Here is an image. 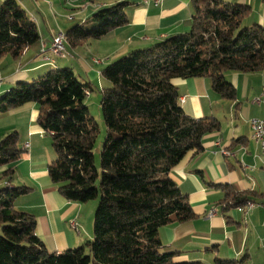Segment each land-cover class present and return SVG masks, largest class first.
I'll return each mask as SVG.
<instances>
[{
    "label": "trees",
    "instance_id": "1",
    "mask_svg": "<svg viewBox=\"0 0 264 264\" xmlns=\"http://www.w3.org/2000/svg\"><path fill=\"white\" fill-rule=\"evenodd\" d=\"M118 3L94 13L64 33L65 46L75 49L127 23ZM189 30L150 47L119 57L101 70L107 86L100 91L106 136L94 164L98 125L85 100L91 84L73 71H47L34 83L20 82L0 94V113L28 103L38 107L36 124L51 139L54 159L47 174L67 201L85 204L98 199L92 238L63 252H49L36 236V220L14 208L29 192L12 187L23 152L18 133L0 140V264H203L176 262L165 252L159 230L197 217L170 173L187 154L202 152L206 135L220 131L213 117L187 116L172 79L206 78L228 101L234 87L224 74L264 70V29L243 21L249 7L226 0H191ZM36 25L16 0L0 4V59H18L39 41ZM225 191V208L250 201L244 193ZM218 261V264H240Z\"/></svg>",
    "mask_w": 264,
    "mask_h": 264
},
{
    "label": "crops",
    "instance_id": "2",
    "mask_svg": "<svg viewBox=\"0 0 264 264\" xmlns=\"http://www.w3.org/2000/svg\"><path fill=\"white\" fill-rule=\"evenodd\" d=\"M4 0H0V4ZM36 25L39 41L16 60L0 59V94L20 82L34 83L47 71L70 68L80 82H88L101 91L107 86L100 72L121 56L150 47L170 36L189 30L191 0H159V4H141L138 0H95L68 3L67 0H16ZM249 7L243 25L264 29V0H226ZM69 5H67V4ZM126 3L127 23L112 29L99 39L87 40L83 47H66L65 58L53 57L52 39L58 33L83 24L97 11ZM44 53H41V49ZM49 57L50 62L43 60ZM97 59L99 63H95ZM224 78L235 89V99H221L206 78L172 79L184 113L195 119L213 117L220 131L206 135L198 155L187 154L172 169L170 176L186 195L197 217L174 223L159 230L165 252H174L176 262L218 264H264L262 224L264 211V152L252 140L250 120L264 117V101L252 104L264 90V70L255 73L226 72ZM38 107L34 103L0 113V132L15 130L23 151L14 169L12 187H27L29 192L14 201L17 211L36 220L35 234L49 252L60 253L80 246L92 238L93 207L67 201L57 191L47 174L54 159L48 138L36 124ZM29 148L24 150V145ZM228 152V155L222 154ZM5 168L0 169V174ZM3 183V182H1ZM3 185V184H2ZM244 193L255 208L240 213L236 207L225 208V191ZM214 215L209 216L210 211ZM74 225V226H73Z\"/></svg>",
    "mask_w": 264,
    "mask_h": 264
},
{
    "label": "built area",
    "instance_id": "3",
    "mask_svg": "<svg viewBox=\"0 0 264 264\" xmlns=\"http://www.w3.org/2000/svg\"><path fill=\"white\" fill-rule=\"evenodd\" d=\"M86 1H89V0H86ZM138 1L144 5L152 3L154 6H157L159 4V0H138ZM60 34L61 32L53 37L49 52L53 57L65 58L67 55V52L64 50L63 46H61ZM44 52L45 51L42 48L41 53L43 54ZM43 60L46 62L51 61L49 57H43ZM94 62L98 63V60L95 59ZM0 82H1V78H0ZM263 101H264V90L258 97L252 100V104L260 105ZM249 124H250V129H251L250 137H254L256 139V143L258 147L260 148L262 152H264V117L261 119H256V118L251 119ZM28 148H29L28 144L24 145V150H27ZM222 154L228 155V152L222 151ZM244 206H251L252 209H254L256 204L248 201L244 205L236 207L237 211L240 213H244ZM259 206L264 211V203H262ZM214 213H215V210L210 211L209 216L214 215ZM262 228H263V239H264V221L262 224Z\"/></svg>",
    "mask_w": 264,
    "mask_h": 264
},
{
    "label": "rangeland",
    "instance_id": "4",
    "mask_svg": "<svg viewBox=\"0 0 264 264\" xmlns=\"http://www.w3.org/2000/svg\"><path fill=\"white\" fill-rule=\"evenodd\" d=\"M67 5H69V4H67ZM83 46H81V47H83ZM100 99H101L100 91L96 88H93L85 100V105L88 108V113L90 114V116L94 119V121L98 125V134H97L96 141L94 144V149H93L94 164H95V167H96L98 173H100L99 154H100L102 144H103L105 136H106V128H105L104 123L102 121V115H101V110H100V106H99ZM0 128H3V127H0ZM13 131H15V130L7 131L6 133L1 131L0 132V140L2 139L3 136H5V135H7ZM46 137L49 139L48 140V142H49L48 147L50 149L49 151L53 153V150L51 148V139L49 136H46ZM19 143L20 142L18 140V146H19ZM1 185H2V183L0 182V186ZM85 204L91 205L93 207V213H92V217H91V230L93 231V220H94L95 208L97 207V204H98V199H94V200L89 201Z\"/></svg>",
    "mask_w": 264,
    "mask_h": 264
},
{
    "label": "bare ground",
    "instance_id": "5",
    "mask_svg": "<svg viewBox=\"0 0 264 264\" xmlns=\"http://www.w3.org/2000/svg\"><path fill=\"white\" fill-rule=\"evenodd\" d=\"M95 0H67L68 3H79V2H90L93 3ZM60 41H61V46H63L64 50L66 51L65 47V36L63 33L60 34ZM99 63V62H98ZM252 140L256 143V139L254 137H251ZM257 144V143H256ZM252 210L251 206H244V213H247Z\"/></svg>",
    "mask_w": 264,
    "mask_h": 264
}]
</instances>
